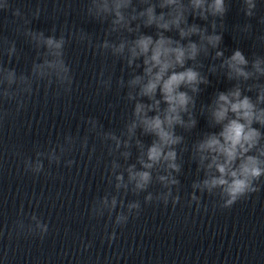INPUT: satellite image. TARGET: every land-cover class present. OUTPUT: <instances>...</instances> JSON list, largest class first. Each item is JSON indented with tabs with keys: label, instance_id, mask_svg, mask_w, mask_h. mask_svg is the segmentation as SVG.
I'll return each mask as SVG.
<instances>
[{
	"label": "clouds",
	"instance_id": "clouds-1",
	"mask_svg": "<svg viewBox=\"0 0 264 264\" xmlns=\"http://www.w3.org/2000/svg\"><path fill=\"white\" fill-rule=\"evenodd\" d=\"M231 2L86 0L84 14L104 26L100 38L66 23L59 35L55 25L49 34L35 30L32 21L46 7L37 4L26 12L15 0H0V15H11L13 31L35 53L30 66L18 71L13 61L20 60L22 50L16 39L0 33V132L11 118L27 110L41 89L45 97L49 93L53 98L72 95L77 83L66 48L73 42L121 65L119 76L106 65L95 74L97 96L107 95L115 87L130 106L119 129H105L97 117H81L83 136L78 128L75 133L66 132L62 140L58 136L55 143L49 140L47 146L36 143L34 156L22 160L24 173L39 177L51 174L45 161L49 168L61 163L71 168L76 160L69 157L77 149L91 160L95 146H89L90 136L106 147L111 159L105 176L112 191L94 198L88 209L91 217L107 215L112 224L111 232L105 226L102 243L111 247L118 239L116 229L126 227L130 218H138L144 206H183L179 177L185 153L196 164L191 192L185 194L187 207L197 212L208 210L205 195L215 198V207L231 209L264 187V54L253 52L249 58L236 48L225 55L221 45ZM238 2L244 22L234 25L233 32L251 39L254 48L264 49V31L257 32L252 23L264 25V0ZM69 7L70 0H64L63 6L56 0L53 11L67 17ZM205 60L210 63L205 65ZM209 76L223 77L231 87L216 91L209 103L198 104L200 94L211 83ZM6 105H14V110ZM201 116L210 129L218 131L203 132L189 144L185 133L196 129ZM142 137H151V142L146 144ZM14 155L22 154L16 151ZM156 185L159 188L153 191ZM129 193L137 198L126 200ZM6 227H0V238ZM48 232V223L33 212L27 222L17 219L7 238L15 233L43 239ZM81 247L86 251L93 243L81 241Z\"/></svg>",
	"mask_w": 264,
	"mask_h": 264
},
{
	"label": "water",
	"instance_id": "water-1",
	"mask_svg": "<svg viewBox=\"0 0 264 264\" xmlns=\"http://www.w3.org/2000/svg\"><path fill=\"white\" fill-rule=\"evenodd\" d=\"M62 1L63 0H59V5L62 3ZM37 4H40L42 8L46 7V11L42 13L39 19L32 21L31 27L35 30H41L54 13L53 8L56 4V0H15V5L22 7L26 12L29 9H34ZM11 19L12 18L10 14L0 15V33L7 35L10 39H16L18 48L23 51L28 44L25 42L22 36L15 34L13 31V26L10 24Z\"/></svg>",
	"mask_w": 264,
	"mask_h": 264
}]
</instances>
